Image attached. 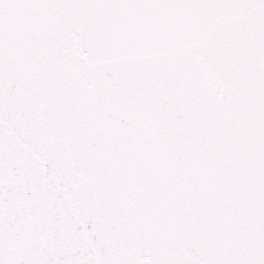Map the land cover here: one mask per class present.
Returning <instances> with one entry per match:
<instances>
[{
    "label": "snow or ice",
    "instance_id": "obj_1",
    "mask_svg": "<svg viewBox=\"0 0 264 264\" xmlns=\"http://www.w3.org/2000/svg\"><path fill=\"white\" fill-rule=\"evenodd\" d=\"M0 264H264V0H0Z\"/></svg>",
    "mask_w": 264,
    "mask_h": 264
}]
</instances>
